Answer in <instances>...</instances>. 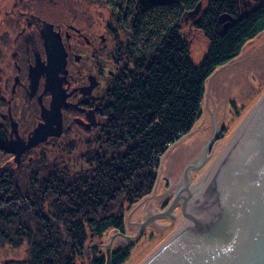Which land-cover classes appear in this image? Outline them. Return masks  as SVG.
Here are the masks:
<instances>
[{
  "label": "trees",
  "instance_id": "1",
  "mask_svg": "<svg viewBox=\"0 0 264 264\" xmlns=\"http://www.w3.org/2000/svg\"><path fill=\"white\" fill-rule=\"evenodd\" d=\"M89 1L103 4L123 30L132 67L119 74L100 138L79 155L84 167L35 156L25 163L31 176L22 186L10 167L15 162H0V244L25 241L28 252L9 264H75L87 252L90 264H104L96 239L110 229L124 232L125 209L151 192L161 156L198 119L205 80L264 29V0L247 11L239 0H206L194 25L208 46L196 65L179 22L200 0ZM10 112L0 92V153L7 156ZM129 251L111 249L110 264H121Z\"/></svg>",
  "mask_w": 264,
  "mask_h": 264
},
{
  "label": "rangeland",
  "instance_id": "2",
  "mask_svg": "<svg viewBox=\"0 0 264 264\" xmlns=\"http://www.w3.org/2000/svg\"><path fill=\"white\" fill-rule=\"evenodd\" d=\"M258 0H239V5L248 4L243 11L250 10L257 4ZM207 1H199V10L194 15H184L179 22V33L186 39L189 46V57L191 61L198 65L204 57L208 40L202 31L194 25V20L206 8ZM33 18L45 19L58 24L64 21H74L83 26L94 28L105 27L109 22L113 26L114 22L109 11L103 4H96L89 0H0V35L6 34V38L1 42L2 57L0 59V74L3 89L1 94L6 98L7 107H11L8 100L9 92L5 89V78L12 73L11 52L21 51V44L29 39L30 32L28 22L32 23ZM101 20L102 23H97ZM25 28L24 30H22ZM222 28V27H221ZM25 31L26 34L22 35ZM31 49V46L28 45ZM28 48L24 46L23 53ZM122 50V49H121ZM11 80H8L10 83ZM264 91V29L253 39L247 41L240 53L224 66L218 68L204 83V94L200 104V115L195 121L192 129L183 135L178 141L170 145L156 169V179L154 186L149 194L134 203L124 211V233L134 236L138 230V222L142 216L146 217L151 213L161 211L172 199L174 187L181 183L183 172L188 164H195L199 158L202 146L212 136L213 123H217V128L221 129L217 137L213 140L210 148L206 152L207 156L202 165L187 171L189 184L198 183L208 171L211 163L217 155L220 147L230 135L236 121ZM234 102V107L232 106ZM16 109L11 110L10 116L13 122H18L19 134L31 129L33 116L25 109H20L19 104ZM2 113L4 109L1 110ZM22 121V122H21ZM217 129V130H218ZM11 125L9 127V132ZM73 137H63L62 144L51 146H33L28 152L24 153L19 163L13 159V154L7 156L0 153V162L14 161L11 170L19 176V183L22 186L30 177L31 170L29 163L31 158L43 157L49 159L48 162L68 166L77 170L84 167L83 160L80 158L81 152L85 149L82 144L69 146L67 143ZM11 139L9 135L8 140ZM43 150V152H41ZM22 159L24 160L23 162ZM59 162V163H58ZM76 162V163H75ZM174 216L171 218H161L155 220L157 223H166L165 226L157 229L152 226L144 228L138 240L128 244L123 237L115 235L111 242V249L130 245L127 258L121 264H137L141 261L171 230H173L184 218L180 204L174 209ZM115 230L106 231L95 243L100 245L101 251L105 254V246L108 245L110 237L115 234ZM28 257L27 244L25 241L18 247H12L7 243L0 244V264H9L12 261L24 260ZM75 264H90L88 252L81 258H77Z\"/></svg>",
  "mask_w": 264,
  "mask_h": 264
},
{
  "label": "flooded vegetation",
  "instance_id": "3",
  "mask_svg": "<svg viewBox=\"0 0 264 264\" xmlns=\"http://www.w3.org/2000/svg\"><path fill=\"white\" fill-rule=\"evenodd\" d=\"M27 24V35H32L25 37L21 51L11 52L13 70L4 87L11 110L19 104L33 116V124L19 134L18 122L12 123L11 151L18 149L21 155L33 146L60 145L67 136L73 137L69 146L92 145L110 115L119 74L132 67L121 50L126 46L123 30L109 22L104 28L72 20L55 24L40 18ZM24 46L28 48L25 53ZM217 129L213 124L216 137L222 128Z\"/></svg>",
  "mask_w": 264,
  "mask_h": 264
},
{
  "label": "water",
  "instance_id": "4",
  "mask_svg": "<svg viewBox=\"0 0 264 264\" xmlns=\"http://www.w3.org/2000/svg\"><path fill=\"white\" fill-rule=\"evenodd\" d=\"M198 10L199 2L187 16ZM215 137L208 139L197 163L185 167L183 178L204 163ZM12 153L19 163L20 150ZM177 204L183 220L137 264H264V91L236 121L201 181L189 189L182 186L161 211L142 216L134 236L115 232L105 246L104 264H110L115 235L133 243L145 227L165 226L155 220L173 217Z\"/></svg>",
  "mask_w": 264,
  "mask_h": 264
},
{
  "label": "bare ground",
  "instance_id": "5",
  "mask_svg": "<svg viewBox=\"0 0 264 264\" xmlns=\"http://www.w3.org/2000/svg\"><path fill=\"white\" fill-rule=\"evenodd\" d=\"M214 126L215 127H217V123L214 121ZM211 137V136H210ZM210 137H208V138H210ZM208 141V140H207ZM206 141V142H207ZM206 144V143H205ZM204 144V145H205ZM201 181V180H200ZM199 181V182H200ZM198 182V183H199ZM198 183H196V184H194V185H191V184H189V179L188 178H182L181 179V183L179 184V185H176L175 187H174V190L176 191V190H178L179 188H181L182 186H187V188L189 189V188H192V187H194V186H196ZM183 197H185L184 195H180V198H183ZM187 209H188V211H190V209H191V204H190V201H188V203H187Z\"/></svg>",
  "mask_w": 264,
  "mask_h": 264
}]
</instances>
